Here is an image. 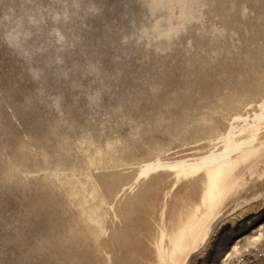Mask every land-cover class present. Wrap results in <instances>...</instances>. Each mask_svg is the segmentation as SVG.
Instances as JSON below:
<instances>
[{
  "label": "rangeland",
  "instance_id": "rangeland-1",
  "mask_svg": "<svg viewBox=\"0 0 264 264\" xmlns=\"http://www.w3.org/2000/svg\"><path fill=\"white\" fill-rule=\"evenodd\" d=\"M263 103L264 0H0V264H159L160 230L215 199L137 168L223 152ZM234 158L215 194L263 188L264 128ZM239 244L217 264L264 249Z\"/></svg>",
  "mask_w": 264,
  "mask_h": 264
},
{
  "label": "bare ground",
  "instance_id": "bare-ground-1",
  "mask_svg": "<svg viewBox=\"0 0 264 264\" xmlns=\"http://www.w3.org/2000/svg\"><path fill=\"white\" fill-rule=\"evenodd\" d=\"M260 105L259 114H254L252 117L240 115L232 120L228 132L217 141V144L225 142L223 146L226 147L223 152L211 153L190 163L173 164L159 159L143 163L137 168L135 181L133 180L136 185L161 173L172 174L177 184H182V188L176 191L177 197L173 200L176 199L187 205L196 206L195 197L199 194L200 185L198 182L202 172L206 178L205 185L210 184L213 188L210 196H204L202 200L204 204L206 199H215L210 210L213 219L209 225L203 226L204 228L200 230L202 212L196 206L181 212L177 220L170 223L169 229L162 228L160 230L156 243L159 264H177L184 254L186 257L182 264H217L223 254L227 255L232 252L229 253L232 255L234 253L233 250L241 245H237L238 241L247 245H251L253 242L252 234L249 233L246 236L243 234L244 232L240 233V230L250 226L254 227L253 232L256 233L257 230L254 229L260 222H264V187L259 190H250L247 193L248 189L242 185L238 190L229 189L219 196L216 195L217 193L215 194V191L221 175L228 169L229 164L232 166L237 164L234 156H237L242 149L249 148L258 142L264 128V103ZM134 184L127 186L125 190L132 193ZM152 199L147 201V207L156 203V200ZM110 211L115 214L113 206L110 207ZM138 221L144 223L145 219H138ZM162 221L165 222V218ZM241 234L245 237L240 236L241 239L236 240L235 238ZM166 241L169 245L168 248ZM241 248L242 246H240ZM225 259L226 256L224 261Z\"/></svg>",
  "mask_w": 264,
  "mask_h": 264
},
{
  "label": "built area",
  "instance_id": "built-area-1",
  "mask_svg": "<svg viewBox=\"0 0 264 264\" xmlns=\"http://www.w3.org/2000/svg\"><path fill=\"white\" fill-rule=\"evenodd\" d=\"M257 230L256 233L252 231L250 234L259 236L258 239H254V241H264V222H260V224L256 227ZM238 240V239H236ZM239 242V241H238ZM237 242V244H238ZM231 264H260L264 263V249H261L260 251H256L254 255H235L230 260Z\"/></svg>",
  "mask_w": 264,
  "mask_h": 264
},
{
  "label": "crops",
  "instance_id": "crops-1",
  "mask_svg": "<svg viewBox=\"0 0 264 264\" xmlns=\"http://www.w3.org/2000/svg\"><path fill=\"white\" fill-rule=\"evenodd\" d=\"M212 189H213L212 188V185H210V184L205 185V193H204V196H210ZM202 219H201V222H202Z\"/></svg>",
  "mask_w": 264,
  "mask_h": 264
}]
</instances>
